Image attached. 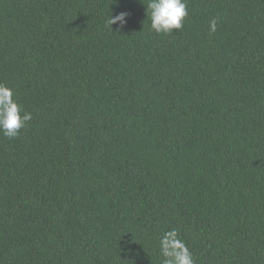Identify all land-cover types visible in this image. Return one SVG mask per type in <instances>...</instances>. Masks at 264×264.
I'll list each match as a JSON object with an SVG mask.
<instances>
[{
  "label": "trees",
  "instance_id": "1",
  "mask_svg": "<svg viewBox=\"0 0 264 264\" xmlns=\"http://www.w3.org/2000/svg\"><path fill=\"white\" fill-rule=\"evenodd\" d=\"M141 3L0 0L32 115L0 133V264H162L171 230L195 264H264V0H186L169 34Z\"/></svg>",
  "mask_w": 264,
  "mask_h": 264
},
{
  "label": "clouds",
  "instance_id": "2",
  "mask_svg": "<svg viewBox=\"0 0 264 264\" xmlns=\"http://www.w3.org/2000/svg\"><path fill=\"white\" fill-rule=\"evenodd\" d=\"M143 5L149 28L157 34H169L173 29H181L183 20L188 15L186 0H147L146 5ZM127 15V12H119L114 16L110 13L106 26L111 30L113 24L123 27ZM216 27L217 20L213 18L209 21V31L215 32ZM31 119V113L22 111L20 105L13 100L12 89L0 84V133L9 139L15 138ZM159 249L163 258L162 264H195L192 252L178 238L175 230L163 234L159 240Z\"/></svg>",
  "mask_w": 264,
  "mask_h": 264
}]
</instances>
